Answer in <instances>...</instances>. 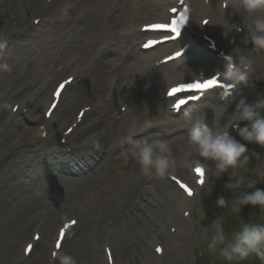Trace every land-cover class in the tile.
<instances>
[{"label": "rangeland", "instance_id": "obj_1", "mask_svg": "<svg viewBox=\"0 0 264 264\" xmlns=\"http://www.w3.org/2000/svg\"><path fill=\"white\" fill-rule=\"evenodd\" d=\"M198 1L199 0H197V2ZM64 2L65 0L56 4L53 11L49 14V16H52L51 19H54V21H52V23H54L53 25L47 26L46 28L39 27V33H34V35L31 36L32 38L24 43L14 42L9 44H0V63H7L10 69L9 71H0V75L11 74L17 77V85H15L14 88L22 87L23 89L28 90L31 86L33 88H37L39 85H42L45 90L50 93L61 79H64L69 75L71 76L72 74L81 73L82 80L76 79L75 82L67 88L53 119L46 121V124L51 127L55 123H59L61 121V110L63 106L70 101V99L74 100L73 97L83 93L88 95L91 94L94 84L102 89L103 95L106 94L107 91H119L122 87L121 81L124 80V76L127 75L125 73V69L121 70L116 75H110L107 73L110 71L109 64L111 62L116 63L122 55H125L129 43L122 40L119 44H117L113 53L105 52L104 54H101L103 51V45L105 44L100 43V38L105 34L107 24L115 18L112 16V9L118 4V1L98 0L93 2L89 4L88 7L80 9L83 14L82 17L78 16V11L75 13L69 12L67 16L57 15L55 12L56 9L61 4L63 5ZM155 4V0H141L143 8L137 6L135 7L137 9H143V13H147L148 16H150L149 18H145L141 21L139 25L143 22L151 21L149 20L153 18L151 16V9L155 6ZM204 4L209 9V12L205 13L210 14L203 13L202 15H198V12L194 13L192 15V24H196V22L202 24L203 17H208L211 22L208 28L213 31L218 28L220 21H224L222 23L225 25L223 29L227 30V32L223 34V36L224 38L230 36L231 34L228 33V26L230 27L231 23H235L231 19V13L226 14L223 17L222 13L219 15L218 11H213L216 4L212 3V1L207 4L204 2ZM221 17L223 18L222 20ZM237 17L240 19L238 14ZM79 21L81 22L78 23ZM238 35L239 38L236 43L237 47L239 46L242 49L247 47V50L250 51L253 46L251 44L245 46L242 43V33ZM137 51L139 52H137V54L143 55L139 51V44L137 45ZM252 55L256 65L260 64L258 63L259 59L262 60L261 65L263 67H260L262 68V71L258 74V78H260L263 76L262 74L264 72V55ZM93 61L100 62L103 65L106 63L109 64L106 68H103L102 65L99 64V67H101L102 70L100 71V68H95L94 70ZM123 61L125 62V60ZM126 61L127 64L130 63L128 56L126 57ZM92 63L93 65L90 68L89 65ZM182 63L184 62L177 64L175 68ZM256 65L255 69H257ZM119 73H123V77H121L119 83H117L115 79H117V75ZM149 74L150 78L147 79V83L148 81L153 80L155 82L158 75H160V70L157 72L152 71ZM2 87L3 86L0 85V88ZM9 90L10 89H8V91ZM241 98H245V96L237 95V97L232 99L234 101H239ZM49 101L50 95L49 99L47 98L45 103H43L40 107L41 115L49 104ZM82 103L83 105L79 103L73 110L76 111L80 105H87L84 104L85 102ZM208 105L212 112H209V115H212L211 119H213L214 122H217L219 119H223L225 114L228 112L223 105V102L216 100L215 97L210 98ZM200 108L202 109V106L197 108L193 107L189 110L192 111V113L194 110L201 112L202 110ZM164 111L165 110L158 105L154 106L152 103L146 104L137 111V113L140 114V121L138 124L146 125L148 123L158 125V123H162L163 121H172V118L168 117ZM133 119H135V117H133ZM1 120L2 117L0 118V124ZM6 129L7 127L5 128V125H0V141L10 137L9 134H3ZM13 130L14 126L10 128L11 132ZM177 131L178 129L174 128L172 123H168V125L163 128V133H174ZM122 132L123 129H121L118 133V141L120 140ZM9 143L10 142L6 140L5 143L0 146V151ZM242 143H245L249 149L251 162L248 172L255 174L260 169L264 168V148L258 144L248 143L243 140ZM125 148L126 147L123 145L120 151L124 152ZM28 150L37 151L26 147L18 156L0 157V264H24L16 262L17 254L22 253L23 246L28 241L26 238L29 234L30 237H32L34 232V223L43 218L41 214L36 215L37 212H25L23 216L22 214L24 212H18L17 214H19L20 217L16 218L14 223H11V219L7 218L8 216H4L5 213L3 211L6 206L10 203H13L16 206V204L19 203L22 205L20 209L26 210V208L30 206V203L42 197L37 196L42 190H45L46 197L59 200L57 203L65 202V195L67 198L72 196L71 192L73 187L67 182L69 179L65 180V182H62L61 179L55 180L47 170L40 171V169H38L39 175L37 179L34 180L30 178L29 175H26L22 169H20L24 168L27 164L32 163L35 159L36 153ZM253 152L258 153L262 159L258 160L255 155H252ZM180 156L181 154L175 160H179ZM135 162L136 160L131 156H128L127 160H125L124 155L120 156L119 152L114 155H108L103 161V184L106 188H109V193L107 195L109 198L107 205L108 208L115 209V205L124 197L125 194L123 192H126L125 184L131 183V176H133L132 167ZM99 169H101V167ZM55 174H58V172L55 171ZM118 175L123 178L118 177ZM230 176L231 173L229 175V179ZM259 186L260 184L257 185V187ZM175 188L180 191L176 185ZM48 189H50V192ZM212 191L210 195L206 194V196L211 197ZM229 194L230 192L227 190H225L224 194L223 192L220 193V195H226V197L230 199L231 197ZM74 201L75 200H73V202ZM211 204L213 205V202L198 203L192 210L188 209L186 211L190 213L189 216L183 215V213H181L182 209H176L173 211V214L176 217L174 219V224H169L167 229H161L174 240L172 241L174 245L172 250L169 248V241L167 242L166 238L159 234V229L156 231V236L154 232H151L149 235L140 236L138 238L135 234L128 233L127 238L129 243L132 245L129 249L128 247H125L126 254L124 255L125 261L123 260V264H144V261L149 260V256L146 258L143 257V254L145 253L144 249L146 247L149 248V243L152 244V241L155 239L162 240L165 244L167 252L163 259H157L152 264H207L212 260H215L219 264L217 260V258H219L218 253L216 255H211L210 253L208 255V259L205 257L199 261V256L203 253H207L205 244L201 241L200 237L203 231L209 228L211 221L217 218ZM65 206L67 205L65 204L61 207L58 204L56 209L48 215L53 222L55 221L53 223L55 228H57V226L63 221L75 217L74 211L70 212L69 209L64 208ZM248 210L251 214H245L244 218H249L248 220H245V222H252V220H254V222H260L259 208L253 207V209ZM99 215L101 216V213ZM99 215L97 217H99ZM26 217H32L30 227L26 229V232L22 237L17 238L15 237L14 229L16 226H20ZM100 218L104 221L107 217L101 216ZM182 219L187 222H183ZM161 220L164 219L161 218ZM166 221L167 220L165 219V222ZM240 222H242V220H240ZM178 225L180 227H185L186 235L183 239H179L177 241L173 238L170 229L171 226L178 227ZM74 230L78 231V227L74 228L73 231ZM54 236L55 231L51 240H53ZM95 239L99 240L100 236H96ZM86 242L87 240H83L82 247L88 250ZM95 252L96 251L94 250L93 254H95ZM80 260L77 262L79 263ZM257 263H259L257 260L249 262V264Z\"/></svg>", "mask_w": 264, "mask_h": 264}, {"label": "bare ground", "instance_id": "obj_2", "mask_svg": "<svg viewBox=\"0 0 264 264\" xmlns=\"http://www.w3.org/2000/svg\"><path fill=\"white\" fill-rule=\"evenodd\" d=\"M61 1L63 0H50V2H48V0H0V43H14L16 39L23 36L28 37V32L41 27L45 23L44 17L51 13L55 5ZM96 1L98 0H65L64 4H61L55 12L57 15H62L60 9L65 5H70L71 7L69 8V12L75 13L78 11V16L82 17L83 14L80 9H84L83 7H88L89 4ZM130 1L131 0H119V3L112 9V16L115 18L107 24L106 27L108 29L106 28L105 34L100 38L101 43L106 44L107 49L119 44L120 38L117 34L120 30H124V28H126V31L129 26H134V22H137L142 18H146V16H142L139 13L136 14L134 11L129 15V9L127 6L130 8L134 7L132 3L129 4ZM162 2L164 4H168L171 3V0H163ZM200 7H202L201 4ZM235 8L239 9L238 6ZM11 10H13V17L9 15ZM155 10L156 12L152 14L153 16H156L157 14L160 16L166 15V12L162 8L160 10L156 8ZM3 12L8 13V17L4 18L2 16ZM36 16L40 19L37 25L34 23ZM11 19L13 20L10 23L9 20ZM12 25L16 26L13 28ZM131 36L139 38L142 36V31L134 28L131 32ZM20 42L24 43V41ZM161 47L163 48L164 46ZM131 62L132 67H130L129 64L125 67V70L130 69V78L121 81L123 88L121 89L116 104L112 106V104L115 103L114 98H111V95L109 94L103 95L102 89L94 84L91 94L88 95L83 93L75 96L73 97L74 100L70 99V101L63 106L61 110L63 117L62 122L55 126L48 139L44 143L40 144L41 152H47L48 150H46V148L48 147L54 148L57 143L58 136L63 134V129L67 126L65 123L74 118V112L71 113L74 107L79 103L83 104L82 102L84 101L90 102L88 105H90L91 109L84 116V119L87 122L85 125L78 127L77 130L68 137V141L71 144H76L80 137L86 141V144L82 146V148L71 149V151H76V153L75 157L69 158V160L70 162L75 161L78 166L79 173L77 178H80V182L72 185V198L65 202V204H69L68 206L71 209H75L74 212L79 216L81 222L78 231H70L68 234V245L66 246L64 253L72 255L76 261L80 259L85 261L86 259V262L83 264H94L95 259L93 256L95 254H93V249H97V241L94 236H98L99 233L104 232L103 230L109 232V237H106V239L110 242V244H112L116 258L119 261H122L125 252L120 237L124 239L123 237L126 229L134 231L137 226H142L140 223L145 224L146 217L152 218L153 216L150 212L151 209L156 210V212H168V209L159 203L156 194L163 196L166 201L171 200L172 206H175L176 208L184 206L186 204L185 201H187L186 199L180 198L179 193L174 189L165 176H158L155 179H152V177L156 174H144L141 169L138 168L140 167L139 164L135 162L133 167L134 169L132 171L133 178L131 183L125 184L126 199L116 204L115 209L107 207L109 201V198L107 197L109 188H106L105 185L102 186L101 181L98 180L100 177V174L98 173L100 172V169H98L97 166L101 164L102 168L103 161L108 155H114L119 152V155L123 156V152L120 151L123 145L121 144V141H118L117 139L118 133L123 128V133L125 132L126 127H128L126 118L132 114L136 108L139 97L136 89L141 86L142 81L139 75L140 73L144 74L146 72L147 66L154 65L155 58H152L151 55H149L144 59H139L132 55ZM172 64H174V62L170 63V65ZM164 67L165 66H162L161 68ZM165 76L169 82L176 78L175 74H166ZM159 80H161V77L158 81ZM163 82L164 80L162 78V84L158 83L155 86L152 85L146 87L145 96L141 97L140 102L145 101L146 96L149 94L151 98L147 97L148 103L160 100L162 98L161 86L163 85ZM0 85L3 86L0 88V96L6 90L10 89L4 98L5 100L16 99L20 102L21 106H26V104L30 106V109H27L26 113L21 111L20 113H22L23 119L26 123H32V125H34L31 128L21 125L20 131L13 135L15 142L9 147L13 152L16 149L15 147L24 143V138L34 139V141L38 140V133L40 132L35 125L42 121V118L37 110H39L40 104L47 99L48 93L45 90L43 91L42 88H38L35 91L37 96L36 98L25 94H23L22 97L21 92L13 89L14 86L17 85V77L11 74L0 75ZM249 86H254V84H250ZM93 98H95L96 101L91 102V99ZM125 102L128 104L127 110L124 114H121L118 112V105ZM157 102L159 104H163L164 101ZM7 117L12 119L14 114L9 112ZM139 121L140 115H138L134 120L136 124L135 127L132 128L130 132H126V136L131 134L133 137H136L138 133L141 132L137 130ZM141 128L142 125H138V129L140 130ZM86 133L88 134L85 137H82V135ZM143 136L138 139H142ZM145 138L149 141L166 140L172 149V154L175 159L184 151H187V147H189L186 139L180 135H178V138H174L169 135H159L156 131H154ZM97 157H99V159L95 161ZM93 161L97 163L95 164V168L98 169L94 178L90 176L91 173L88 171V169L91 168ZM66 163V161L62 163V166ZM175 169L179 170L180 174L191 178L187 169L182 170L179 161H176ZM37 175L38 170L32 179H36ZM85 176L87 177L85 178ZM118 177L121 178L122 176L119 175ZM61 180L62 182H65L66 179L61 178ZM84 182H86V185L83 184ZM147 182L150 183L152 188L144 185ZM135 189L137 190L134 192ZM72 199H75L76 202L71 203ZM55 203L56 202H54L52 198L50 199L44 196L30 203V206H28L26 210L20 209L22 205L19 203H17L16 206L13 203H10L6 206L3 212L5 213V217L8 216L7 218L11 219V223H14V220L20 217L19 214H17L18 212H24L22 214L23 216L25 212H37L36 215H40L43 211V215H45L43 218H46L50 212L56 209ZM100 213L102 217H107L106 220L102 221L100 218L101 216L97 217ZM166 215L170 216V214ZM31 219L32 217H26L20 226H16L14 229L15 237L20 238L25 234L26 229L30 227ZM46 222H48V224L43 223L37 227L42 234L41 240L35 243L33 255L29 258L21 256L18 260H24L27 264H57V262L53 260L51 255L48 253L50 250L51 235L54 229L53 221L50 219ZM117 237L121 242L120 244L117 243ZM83 240H87L86 243L88 244V250L82 247ZM77 264L79 263L77 262Z\"/></svg>", "mask_w": 264, "mask_h": 264}, {"label": "clouds", "instance_id": "obj_3", "mask_svg": "<svg viewBox=\"0 0 264 264\" xmlns=\"http://www.w3.org/2000/svg\"><path fill=\"white\" fill-rule=\"evenodd\" d=\"M240 11L238 23H231L228 33L233 31L243 33L242 43L253 47L234 48L227 56V63L223 70L217 73V78L225 88H233L246 83L254 77L255 61L252 54L264 55V0H235L234 9ZM70 5L60 9L62 15L67 16ZM7 63H0V71H9ZM264 100L249 104L241 98L236 104L230 120L223 126L209 127L205 118L193 115L186 110L183 119L187 125V143L191 148L190 166L201 177L204 184L207 173L212 179L219 180L226 173H231L224 188L232 196H219L216 205L222 209H229L231 213L240 215L245 206L251 205L260 210V222H241L239 228L229 237L224 224L218 216L212 220L209 228L200 237L207 251L227 264H249L252 260L264 264V188L257 185L264 184V168L255 174L249 173L250 155L245 143L231 134L235 129L243 141L254 143L264 148ZM241 122H245L241 126ZM127 148L122 153L125 160L130 155L139 164L144 174L155 173L160 177L171 174L176 167V160L172 149L166 140L134 139L128 135L121 140ZM258 160L262 157L253 152ZM199 170V171H197ZM251 190V191H249ZM201 191L198 189V192ZM212 187L203 190V194L210 195ZM242 217V216H241ZM53 259L57 264H77L76 259L67 253L54 252Z\"/></svg>", "mask_w": 264, "mask_h": 264}, {"label": "snow or ice", "instance_id": "obj_4", "mask_svg": "<svg viewBox=\"0 0 264 264\" xmlns=\"http://www.w3.org/2000/svg\"><path fill=\"white\" fill-rule=\"evenodd\" d=\"M156 27H165V26H164V25H157ZM172 31L175 32L176 29H172ZM215 85H217V80H215V79H211V80H208L206 83H203V84H196L195 87L198 88V89H206V88L213 87V86H215ZM60 87H61V89H62V88L64 87V85H61ZM176 91H177L176 89H173V90H172V93L174 94ZM59 95H60V92L58 91V92L56 93L57 98L59 97ZM184 103H185V101L181 100V101L179 102V104L176 105V107H179L180 105H182V104H184ZM53 107H55V105H53ZM49 114H51V113H49ZM81 115H82V114H81ZM197 171H199V170H197ZM189 194H191V192H189ZM73 223H74V222H73ZM61 236L63 237V233H61ZM158 251H159V250H158Z\"/></svg>", "mask_w": 264, "mask_h": 264}]
</instances>
